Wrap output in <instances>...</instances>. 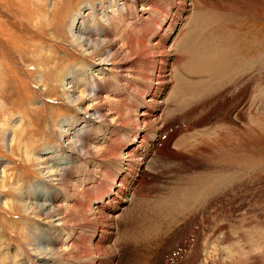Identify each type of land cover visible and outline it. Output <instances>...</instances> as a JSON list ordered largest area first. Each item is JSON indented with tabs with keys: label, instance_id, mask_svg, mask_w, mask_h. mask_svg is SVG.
<instances>
[{
	"label": "rangeland",
	"instance_id": "rangeland-1",
	"mask_svg": "<svg viewBox=\"0 0 264 264\" xmlns=\"http://www.w3.org/2000/svg\"><path fill=\"white\" fill-rule=\"evenodd\" d=\"M166 1L0 0V264H92V257L108 264V255L115 256L113 264H162V258H175L174 264H264V0H186L182 14L172 12L179 23H171L164 46L135 59L140 36L134 22L159 16ZM126 11L124 20L117 17ZM76 24L79 31L96 27L100 34L105 25L120 52L100 64L106 53L81 46ZM160 37L151 34L147 42L154 45ZM195 44L194 50L208 54L205 62L191 56ZM145 58L164 61L168 73L162 91L147 94L162 101L153 115L141 97V85L156 82ZM64 71L68 76L61 81ZM96 83L98 99L90 93ZM235 88L245 91L244 99L223 110L225 97L234 101ZM222 89L223 95L215 93ZM182 103L187 105L181 109ZM100 109L104 122L93 116ZM161 112L160 123L170 122L169 128L143 124ZM90 119L92 130L82 131ZM159 131L163 137L176 132L169 139L176 156H154L162 146L148 142ZM78 138L93 156L73 155L83 152L72 150ZM131 141L137 143L128 152ZM146 143L157 149L139 167L146 172L149 163L154 178L145 183L143 176L136 185L135 176H121L133 164L118 160ZM118 183L127 187L120 208H104L108 202L102 207L103 193L95 201L98 188L106 185L108 192ZM44 199L60 206L57 216L32 213L29 203ZM105 212L114 218L109 237L88 239L94 232L85 224ZM52 245L62 250L58 256L46 253Z\"/></svg>",
	"mask_w": 264,
	"mask_h": 264
},
{
	"label": "bare ground",
	"instance_id": "bare-ground-1",
	"mask_svg": "<svg viewBox=\"0 0 264 264\" xmlns=\"http://www.w3.org/2000/svg\"><path fill=\"white\" fill-rule=\"evenodd\" d=\"M165 1V0H164ZM160 3V2H159ZM175 5L176 6H173V1L172 0H167L166 2H164V6L162 5L161 6V10H160V15L159 16H156L155 18H153V19H148L147 21H145V19H147V18H145L144 19V17H143V15L142 16H140V18H139V22H142V23H140V24H138L137 22H134V25H137L138 27V29H139V35H138V37L140 36V47H139V49L138 50H135V56H136V58L135 59H139L140 60V58H143V57H141V55L142 56H145L144 54L145 53H147V51L148 50H150V49H152V48H159L160 46H164V44H163V38H164V36H165V33H166V31L168 30V29H170V26H171V23H173V26H175V24H177V23H179V21L177 22V18H174L173 17V14H172V12H177V11H179V10H181L180 8H185L186 6V0H179V1H176L175 0ZM154 7V6H153ZM158 8V7H157ZM164 12H166V14L168 13V15H167V17L164 19L163 18V13ZM182 10H181V12H180V14H182ZM141 13V12H140ZM120 15L119 16H117V17H120L122 20H124L127 16H128V12L126 11L125 13H119ZM131 15V14H130ZM129 15V16H130ZM170 17L171 18H174V20H173V22L171 21V19H170ZM204 18V17H203ZM116 19V18H115ZM120 20V19H119ZM207 20V19H206ZM110 21H112V20H108L107 21V25L108 24H110ZM163 21H166V25H164L163 26V24H161ZM113 24V23H112ZM81 24H76L75 25V27L74 28H76L78 31L80 30L79 29V26H80ZM102 33L100 34L99 32H98V30H96L97 28L96 27H92V28H90V29H86L87 31H88V33H87V36L86 35H84L83 33L84 32H87L86 30L84 31V30H81V31H79V33H81L82 34V36H83V38L82 37H77L76 39H80V41H82L81 42V46L83 45V46H86V47H88V48H90V49H92V50H94L95 48H100V47H102L103 48V50H104V53H106V57H103L102 59H100L102 62H100V64H105V62L106 61H108V57L109 56H111L112 54H118L120 51H119V47H115V41L114 40H111V39H109V36H110V32H111V29H108V27H109V25H108V27H106L105 25H102ZM172 27V26H171ZM71 29H70V27L68 28V31H70ZM154 33H156V34H159V35H161V37L160 38H158V40H159V42H157L156 44H154V45H152V44H150L149 42H147V40H149L150 38V36H151V34H154ZM70 34H71V31H70ZM174 34V33H173ZM71 35H73V33L71 34ZM172 35V33H169V37ZM73 36H75V35H73ZM75 38V37H74ZM111 38V37H110ZM75 39V40H76ZM184 39V38H183ZM138 41V40H137ZM186 41H187V37H186ZM183 43V42H182ZM137 44H139V43H137ZM191 45V44H190ZM203 45V44H202ZM128 46V45H127ZM137 46V45H136ZM187 46V45H186ZM208 46V45H207ZM193 48H192V50L190 49L189 51H190V53H191V56H193L194 54L193 53H196V55L194 56V57H196L198 60H197V62L199 61H202V60H204V59H206L205 57H204V55H208V54H202L201 52H198V47H197V50L195 49L194 50V48L196 47V44L194 45V46H192ZM209 47V46H208ZM204 48V47H203ZM210 48V47H209ZM136 49V48H135ZM187 49V48H186ZM206 49V48H205ZM134 50V49H133ZM162 50V49H161ZM210 50V49H209ZM151 51V50H150ZM155 51V50H154ZM157 51V50H156ZM160 51V50H159ZM165 51V50H164ZM131 52H132V49H131ZM149 52V51H148ZM158 52V51H157ZM203 52V51H202ZM205 52V51H204ZM203 52V53H204ZM213 52V51H212ZM158 53H160V52H158ZM206 53V52H205ZM216 53V52H215ZM149 54V53H148ZM210 54V53H209ZM211 55V54H210ZM114 56V55H113ZM149 57V56H148ZM200 58V59H199ZM111 59V58H110ZM161 61H163V60H161ZM166 61V60H165ZM143 66H144V64H145V66L144 67H148L147 69H149L150 71H151V74H152V76L154 77V79L156 80V82L155 83H153V84H151L152 86H150V84H145V85H141L142 86V89H141V91H142V95H141V97L143 98V100H144V98L146 99V102L145 101H143L142 102V104L143 105H145V108H146V106H152V107H154L155 109H153L152 107L151 108H146V110H145V112H147V113H149V114H156L155 112L157 111V109L158 110H160V108H157L158 107V103H162V101H158V100H154V99H152V98H148V95L147 94H153V93H156V92H161L162 90L161 89H159L160 87H164V83H165V80H166V78H167V74H165V69H164V67L166 66V63L163 61V63H160V61L158 62V60H154V61H150V60H148L147 58H145V59H143ZM204 62H205V60H204ZM163 66V67H162ZM200 66H202V65H200ZM141 67V66H140ZM166 68V67H165ZM158 71V72H157ZM145 72V71H144ZM157 72V73H156ZM133 75V74H132ZM65 76H68V71H64L61 75H60V78H59V80H61L62 81V79L65 77ZM147 76H150L149 74L148 75H145L144 77H147ZM152 77V78H153ZM149 78V77H148ZM151 78V77H150ZM153 79V80H154ZM149 80V79H148ZM239 80V79H238ZM151 83V82H150ZM236 89L237 88H235L234 90H232V91H230V92H232L233 93V99H234V101H232V100H230V99H225L224 98V96H223V98H224V101H225V103H223V107H222V109L223 110H225L226 109V111H228V112H230V111H232V109L234 108L233 106H234V103L236 102L237 103V101H236V99L237 100H243L244 99V92L245 91H241L240 89L238 90V91H236ZM69 89H67V91H68ZM72 90V89H71ZM73 91V90H72ZM100 91H101V87H100V85L98 84V83H96L95 85H92L91 86V89H90V93L92 94V96H94L95 98H97L98 96H99V93H100ZM223 89L222 90H220V91H217V92H215V93H218V95H221L223 92ZM236 91V92H235ZM175 92V91H174ZM201 92V91H200ZM206 92V91H205ZM205 92H203L204 94H206ZM225 92V91H224ZM195 93L196 94H198L196 91H195ZM211 93V92H210ZM214 93V94H215ZM175 94V93H174ZM185 94V93H184ZM201 94V93H200ZM199 95V94H198ZM208 95V94H207ZM223 95V94H222ZM168 97L170 98L171 96H170V94L168 95ZM167 97V98H168ZM179 97V96H178ZM183 97V96H182ZM199 97V96H198ZM208 97V96H207ZM210 97V96H209ZM221 97V96H220ZM80 98H81V96H78V97H75V99H74V101L75 102H79L80 101ZM172 98V97H171ZM177 98V97H176ZM98 99V98H97ZM174 99V98H173ZM180 99H182L181 97L180 98H178V99H176V100H180ZM175 100V101H176ZM167 101V103L168 102H171L170 101V99H167L166 100ZM173 101V100H172ZM223 101V102H224ZM229 101V102H228ZM145 102V103H144ZM241 101H239L236 105H239V103H240ZM174 103V102H173ZM185 105H187L186 103H182L181 104V109H182V107L183 106H185ZM161 107V106H160ZM203 108V107H202ZM201 108V109H202ZM236 108V107H235ZM219 109H221V108H217V107H215V112L216 111H218ZM221 109V110H222ZM171 111H172V109H170ZM221 110H219V111H221ZM164 110H162V112H163ZM166 111V110H165ZM165 111H164V113H165ZM174 111V110H173ZM161 112V115H159L158 116V118H153V119H146V121L143 123V124H145L146 126H148V127H152L153 129H156V128H160V125L163 123H160V121H161V118H163L164 117V115H163V113ZM94 114H93V116L94 117H96V118H100L101 120H102V122H104L105 120H106V117H107V115L105 114V113H103L102 111H101V109L100 110H95L94 112H93ZM145 114V115H147V117L146 118H148L149 116H148V114ZM167 114H168V112H167ZM140 115H142V113L140 114ZM139 116V115H138ZM169 116V115H168ZM137 118V117H136ZM135 119V118H134ZM93 121L94 120H91L90 119V121L89 122H87L86 124H85V126L83 127V129H82V131L83 130H85V129H87V131H91L92 130V124H93ZM132 121V120H131ZM137 121V120H136ZM165 122V121H164ZM122 123V122H121ZM160 123V124H159ZM183 123V122H182ZM164 124V128H169L170 126H171V123L170 122H168V123H163ZM162 124V125H163ZM141 125V124H140ZM100 126V125H99ZM86 127V128H85ZM138 127V126H137ZM140 127V126H139ZM152 128H151V130H152ZM148 130H149V128H148ZM164 130V129H163ZM166 131V130H165ZM61 132V135L62 136H65V134L64 133H62V131H60ZM146 132V131H145ZM78 133V132H77ZM83 133V132H82ZM138 133H142V132H137V133H135V135H134V137H137L138 136ZM176 132H174L173 134H169L168 136H165V137H163V135H162V133L159 131L158 133H157V135L156 136H153V137H151V139L149 140V142L148 143H150L151 141H155V142H157V144H156V146L155 147H157V145L158 144H160L162 147L160 148V149H158L157 150V152L155 153V155L154 156H156V158L158 159V158H160V160L161 159H163V155H168V157H170V156H176V154L174 153V152H172V151H170V145H169V139L175 134ZM67 134V133H66ZM75 135V134H74ZM148 134H144V135H142V137L139 139L140 141H141V143L143 142V138L144 137H146ZM65 137H67V136H65ZM64 137V138H65ZM79 139V138H78ZM83 138H80L79 140H75L74 142H72L73 144V147H72V150H73V148H76L75 146H79L80 147V152L81 151H83L82 152V154L81 155H78L76 152L73 154V153H71V154H73L74 156H78V157H81V158H83V160H84V156H93V152L90 150V148L86 145L87 143H85L83 140H82ZM139 140H137V141H139ZM137 141H131L129 144H127L125 147H124V149H128V152H130V151H132V148H133V146L134 145H136V143H137ZM148 143H146V144H144V145H140V146H138V148L137 149H133V151L135 152H132V156H133V154H135V156H138L137 157V159H135V160H132V159H134L132 156H131V154L130 153H127V159L126 158H119V162L121 161V162H123V164L121 165V166H123L124 164H130V163H132L133 164V166L135 167V169L134 170H129V171H124L122 174H121V176L123 177V179H126L127 180V178L128 177H134L135 176V178H136V185H140V180L143 178V176H145V180H144V182L145 183H147L146 181L147 180H152V178H154V175H151V174H149V172H148V164L149 163H147V161H146V168H147V171L145 172L144 171V169L143 170H141L140 169V167H139V165H141L142 163H143V161L146 159L145 157L146 156H148L147 157V159L149 158V156H151L152 154H153V152L152 151H154L155 149H157V148H155V147H152L153 149H151L149 146H148ZM143 146H144V148L146 149V151H142V149H143ZM71 149V148H70ZM99 151V150H98ZM97 151V152H98ZM110 151H112V150H110ZM71 152V151H70ZM125 152H127V151H125ZM113 154V153H112ZM70 155V154H69ZM178 155V154H177ZM183 155V154H182ZM130 156V157H129ZM180 156V155H179ZM113 158V157H112ZM182 158V157H181ZM90 159H91V161H93V159L94 158H92V157H90ZM121 159H123V160H121ZM157 159H155V160H157ZM169 159V158H168ZM179 159V158H178ZM183 159V158H182ZM86 160V159H85ZM152 161H153V159H151ZM90 160H88V164L90 163V165H91V161L89 162ZM103 161V160H102ZM127 161V163H125ZM84 162V161H83ZM181 164V163H180ZM88 166V165H87ZM130 167V166H129ZM126 170V169H125ZM128 172V173H127ZM130 172V173H129ZM144 172H145V174H144ZM138 173H140V176L139 177H136V175L138 174ZM85 184V183H84ZM95 185L96 186H101L102 185V183H101V181L99 180V179H97V181H96V183H95ZM145 186V185H144ZM107 190H108V186H104V187H101V188H98V193H96V196L94 197V199H95V201L97 202L98 200L100 201V195H99V193H103V197H106V198H103L100 202H102L101 203V206L102 207H104L103 206V203H106V202H108V203H110L109 205H105V207L104 208H107L108 210H109V208H116V207H118V208H120L119 206L120 205H122V204H124V202L127 200V198L126 197H124V194L126 193V190H127V187H126V185L125 184H123V183H118L117 185L116 184H114L113 185V189L112 190H110V191H108L107 192ZM195 190V189H194ZM76 193H77V191H76ZM118 193H119V195H118ZM116 194V198H118V199H113V195H115ZM241 194V193H240ZM240 194H237V196H239ZM23 194H19V198L22 200V196ZM191 195H193L194 197L196 196V194H191ZM30 196H32V194H30ZM29 196V197H30ZM32 198V197H31ZM55 198V197H54ZM186 198V197H185ZM189 198V197H188ZM193 198V197H192ZM200 198V197H199ZM198 198V199H199ZM197 199V200H198ZM45 200L46 199H44V202L41 204H39V203H33V202H30L29 203V206L31 207V210H32V213L35 215V216H40V214L42 215L43 213H45V211L46 210H48V212H55L54 214H47L46 216L47 217H53V216H57L58 215V213H59V205H54L53 204V201H54V199H50V201H48V202H45ZM119 200H120V202H119ZM193 200V199H192ZM196 200V199H195ZM217 200V199H216ZM47 201V200H46ZM129 201H131V198L128 200V202ZM166 201V200H165ZM217 201H219L220 203H224V201H223V198H221V199H219V200H217ZM196 202V201H195ZM86 203H88V202H86ZM118 203H120V205L118 204ZM194 203V201L192 202V203H190L189 202V204L186 206V207H190L192 204ZM98 204V203H97ZM22 205V204H21ZM48 205H49V207H48ZM117 205H119V206H117ZM47 208H49V209H47ZM67 208V207H66ZM117 208V209H118ZM27 209H28V207H27ZM65 210V209H64ZM125 210H127V209H125ZM66 211V210H65ZM64 211V212H65ZM71 211V210H70ZM83 211V210H82ZM69 212V211H68ZM68 212L66 213V214H68ZM95 212H97V211H95ZM105 213H107V212H105ZM104 213V214H105ZM71 214V213H70ZM82 214V213H81ZM81 214H80V216H81ZM86 214V213H85ZM95 214V213H94ZM96 214H98L99 215V211L96 213ZM102 214V213H101ZM102 214L100 217H101V219H100V217L99 218H97V220H90L88 223H86L85 224V226L88 228V230H91L92 232H94L93 233V235L94 236H89V235H91V234H86V237L88 238V239H95L94 237L95 236H99L98 238H97V240H96V242H103V241H106V239L109 237L108 236V233H107V230H108V227L110 228V229H112V227H111V225L109 226V224H111L112 223V220L114 219L112 216L110 217L109 215L111 214V213H107V215L105 214ZM64 215V214H63ZM79 215V214H78ZM68 216V215H67ZM92 216V215H91ZM113 216H114V214H113ZM98 217V216H97ZM41 218V217H40ZM59 217H57V219H58ZM60 218H62V217H60ZM46 219V218H45ZM49 219V218H48ZM46 221H48V220H46ZM52 222V221H51ZM63 222H61L60 221V223H56L54 226H58L59 224H62ZM99 223H101V224H99ZM64 224V223H63ZM82 228V227H81ZM110 233V232H109ZM227 237V236H226ZM85 238V237H84ZM93 244V243H92ZM99 244V243H98ZM97 243H95L94 244V247H95V251L94 252H96L97 253V250H96V248H98L100 245H98ZM104 244V243H103ZM85 245H87V244H85ZM60 247V246H59ZM83 246H81V244H80V248H82ZM87 247L88 246H86V249L85 248H82V252H84V253H86V254H89L90 252H89V250L87 249ZM182 247V246H181ZM67 248V247H66ZM100 248V247H99ZM106 248V247H105ZM92 249V248H91ZM111 250H110V252L111 253H113L114 251H115V249L114 248H110ZM170 249V248H169ZM173 249V248H172ZM26 251V250H25ZM40 251V250H39ZM65 251V250H64ZM109 251V250H108ZM171 251V250H170ZM27 252V251H26ZM29 252V251H28ZM42 252V251H41ZM62 252V250L61 249H59V248H56V247H54L53 245H52V248H48L47 249V251H46V253H49L51 256H58L60 253ZM66 252V251H65ZM116 252V251H115ZM44 253V252H43ZM100 253H102V252H100ZM179 253V252H178ZM26 254V253H25ZM29 254V253H28ZM66 254V253H65ZM114 254V253H113ZM157 254V253H156ZM180 254V253H179ZM178 254V255H179ZM24 255V254H23ZM49 256V255H48ZM161 256V255H160ZM182 256V255H181ZM114 257L115 256H113V255H108V258L106 259V261H107V263L108 264H113V259H114ZM178 258V257H177ZM89 259V258H88ZM87 259V260H88ZM91 259V261L93 260V263L92 264H103L102 262H101V260H99L98 258H94V257H92V258H90ZM154 259V258H153ZM54 260V259H53ZM159 260V259H158ZM222 260V259H221ZM161 261V263L162 264H174V263H176V259L175 258H166V259H161L160 260ZM81 262V261H80ZM84 262V261H83ZM156 262V261H155ZM59 264H62V263H59ZM65 264H67V263H65ZM73 264H85V263H73ZM190 264H194V259L193 260H191V262H190ZM214 264H220V262H214ZM222 264V263H221Z\"/></svg>",
	"mask_w": 264,
	"mask_h": 264
}]
</instances>
